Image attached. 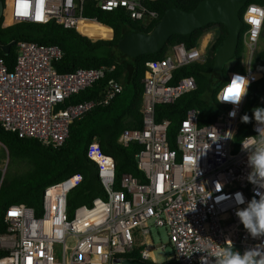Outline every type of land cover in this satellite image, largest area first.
<instances>
[{
	"label": "built area",
	"instance_id": "obj_1",
	"mask_svg": "<svg viewBox=\"0 0 264 264\" xmlns=\"http://www.w3.org/2000/svg\"><path fill=\"white\" fill-rule=\"evenodd\" d=\"M87 1L2 0L1 23L52 20L93 40L111 39L109 23L84 13ZM89 1L102 10L120 8L143 26L159 17V11L149 5L152 0ZM242 19L246 24L243 69L227 70L215 92L221 106L217 115L199 124V108H188L173 145L167 135L169 119L155 118L157 103L173 102L195 88L192 74L172 82L174 71L206 60L212 31L205 32L193 46L174 42L162 56L147 60L141 78V126L124 128L117 137L124 146L132 141L141 144L135 157L144 179L129 172L117 178L114 158L103 152L96 140L91 141L87 155L97 164L105 196L78 204L69 214L67 194L82 179L80 172H74L43 188L40 211L23 202L9 204L4 211L6 229L0 233V249L4 250L0 264H122L123 257L135 250L138 258L157 264L151 257L152 227L165 229L168 241L158 246L164 250L169 246L166 260L178 264H201L202 257L214 264L216 251L228 246L241 254L258 245L264 247V236L253 238L236 215L255 195L256 185L248 179L252 171L248 151L254 150L264 125H258L253 117L254 133L235 146L245 96L239 105L220 102L234 74L246 77L250 84L264 71L252 66L264 3H246ZM104 27L109 29V33L104 31L106 35L89 34ZM14 49L13 67L0 56V125L20 137L59 146L74 119L96 105H107L122 90L121 81L112 74L115 62L58 71L54 65L62 56L58 44L18 40ZM94 85L92 96L72 98ZM232 111L234 117L229 115ZM237 193H242L243 204L236 202Z\"/></svg>",
	"mask_w": 264,
	"mask_h": 264
},
{
	"label": "trees",
	"instance_id": "obj_2",
	"mask_svg": "<svg viewBox=\"0 0 264 264\" xmlns=\"http://www.w3.org/2000/svg\"><path fill=\"white\" fill-rule=\"evenodd\" d=\"M2 1V0H1ZM199 0H152L149 5L159 11V17L147 25L131 20L120 8L102 10L94 7L92 1H87L84 13L95 15L100 20L113 27L111 39H90L72 28H65L54 21L36 22L22 20L2 25L0 15V56L9 67L14 65L15 43L18 40H35L40 43L58 44L62 56L54 61L58 71H68L76 67L98 66L102 63H116L113 75L121 81L122 90L107 104L96 105L82 117L74 119L68 135L59 146L44 144L33 137H20L16 132L4 129L0 125V142L2 143V157L14 158L16 164L22 162L24 168L20 171L0 168V233L5 231V208L11 203L23 202L40 211L43 188L74 172L82 174L81 181L67 194V210L71 214L78 204H90L95 196H105L104 189L98 179L97 164L88 157L87 146L96 140L103 152L111 155L115 160V172L118 178L122 172H129L140 180L144 179L142 170L136 165L135 153L141 144L135 141L124 146L117 140L124 128L141 126V100L143 84L141 81L145 63L152 58L162 56L168 47L178 41L187 47L197 43L207 31H212V40L207 48V58L202 63H191L181 66L174 71L172 82L181 75L192 74L195 77L194 89L181 94L173 102L157 103L155 118L169 119L167 135L170 144L174 143V136L181 118L190 107L199 108L198 123L203 124L212 120L221 106L215 98L218 86L226 77L228 69H243L241 62L243 54V31L246 24L242 19V12L246 3H264V0H247L239 10L240 28L237 45L229 58L222 63L219 71L214 70V55L227 35L226 26L221 22H208L188 33L171 34L161 48L151 52H138L128 55L118 48L121 38L130 32L150 31L159 21L161 15L168 8L177 7L189 10ZM259 38L264 39V21ZM13 42V43H12ZM11 43L7 48L6 45ZM7 49V50H5ZM229 62V66L227 65ZM252 66L264 70V46L255 49ZM96 85L80 91L72 98L75 100L92 96ZM264 108V71L248 86L244 98L240 118L250 117V122L241 124L234 137L235 146L248 134H253L251 122L253 109ZM259 199L251 195L250 199ZM233 250H235V247ZM4 250L0 249V255ZM131 257H139L137 250L130 252ZM159 264H178L174 259H167ZM215 264V263H214Z\"/></svg>",
	"mask_w": 264,
	"mask_h": 264
},
{
	"label": "water",
	"instance_id": "obj_3",
	"mask_svg": "<svg viewBox=\"0 0 264 264\" xmlns=\"http://www.w3.org/2000/svg\"><path fill=\"white\" fill-rule=\"evenodd\" d=\"M247 0H199L189 10L172 7L165 10L156 25L147 32L125 34L118 48L128 55L158 50L173 33H188L208 22H221L226 26L227 35L214 55V70L219 71L223 62L232 54L237 45L240 28L239 10ZM3 3L0 0V15ZM13 43V42H12ZM11 43H8V48ZM1 47L2 44H0ZM7 50V49H5ZM4 168H2V173ZM122 264H149L147 260L125 256Z\"/></svg>",
	"mask_w": 264,
	"mask_h": 264
},
{
	"label": "clouds",
	"instance_id": "obj_4",
	"mask_svg": "<svg viewBox=\"0 0 264 264\" xmlns=\"http://www.w3.org/2000/svg\"><path fill=\"white\" fill-rule=\"evenodd\" d=\"M248 85L249 81L246 77L234 74L231 81L226 85L223 91V98L220 102L239 105L243 97L247 94ZM229 115L234 117L235 111L230 112ZM253 117L258 125H264V108H254ZM241 120L244 123H248L250 122V117L244 115L241 117ZM248 153V164L252 169L248 179L249 182L256 185L255 195L258 196L259 199L255 197L251 199L246 207L236 211V215L248 233L253 238H258L264 236V192L260 191V189H264V133L260 134V138L256 141L254 150L251 152L248 151ZM218 185L221 187L219 183H217V186ZM236 202L238 204L244 203L242 193L236 194ZM213 257H215V264H264V247L258 245L254 248L245 250L244 253L241 254L239 251H234L232 246H228L216 251ZM205 258L206 257L201 258V264H208Z\"/></svg>",
	"mask_w": 264,
	"mask_h": 264
},
{
	"label": "rangeland",
	"instance_id": "obj_5",
	"mask_svg": "<svg viewBox=\"0 0 264 264\" xmlns=\"http://www.w3.org/2000/svg\"><path fill=\"white\" fill-rule=\"evenodd\" d=\"M7 21H9V20L7 19ZM104 28H105L104 30L103 29L92 30V31H90L91 33H89V34L93 35V34L97 33V34H101V35H106L105 32L109 33V29H107L106 27H104ZM263 46H264V39L259 38L256 49L261 48ZM227 65H228V67H230L229 62H227ZM2 146L3 145L0 142V152H2ZM7 167H8L9 171L13 170V169L20 171L24 168V164L22 162L16 164L14 158H11L9 163H8L7 156L2 157L0 159V168H4L6 170ZM167 241H168V237H167V234H166V231L164 228L152 227V229H151V243H152V245H151V257L154 259V261L157 264L166 260L167 256L171 253L169 246H167L165 250L161 249L158 246V244H160L161 242H167Z\"/></svg>",
	"mask_w": 264,
	"mask_h": 264
},
{
	"label": "bare ground",
	"instance_id": "obj_6",
	"mask_svg": "<svg viewBox=\"0 0 264 264\" xmlns=\"http://www.w3.org/2000/svg\"><path fill=\"white\" fill-rule=\"evenodd\" d=\"M7 19L9 20V16L7 17ZM206 37L204 38V41H205Z\"/></svg>",
	"mask_w": 264,
	"mask_h": 264
}]
</instances>
